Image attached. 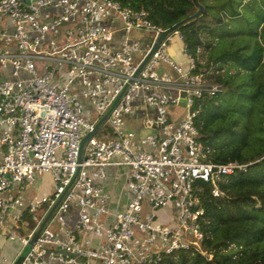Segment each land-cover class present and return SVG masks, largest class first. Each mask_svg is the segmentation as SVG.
Segmentation results:
<instances>
[{"label": "built area", "instance_id": "2783aa9c", "mask_svg": "<svg viewBox=\"0 0 264 264\" xmlns=\"http://www.w3.org/2000/svg\"><path fill=\"white\" fill-rule=\"evenodd\" d=\"M164 31L143 7L118 0H0V233L18 245L4 264L60 197L21 264H164L181 251L208 255L201 247L204 185L220 197L219 184L245 166L207 161L194 105L221 86L194 73L197 58L185 46V68L165 56L173 35L183 42L178 31L135 76ZM161 64L174 77L158 72ZM137 100L145 109H180L178 124L157 112L133 130L126 119ZM108 111L102 126L112 137H98L101 126L79 162L81 140ZM141 129L152 134L136 139ZM111 169L125 171L120 197L107 192ZM44 174L52 180L49 195H11ZM166 206L174 210L167 224L156 219ZM69 215L73 225L64 229ZM60 220L63 239L51 229Z\"/></svg>", "mask_w": 264, "mask_h": 264}, {"label": "trees", "instance_id": "16d2710c", "mask_svg": "<svg viewBox=\"0 0 264 264\" xmlns=\"http://www.w3.org/2000/svg\"><path fill=\"white\" fill-rule=\"evenodd\" d=\"M118 1L143 7L150 21L163 30L197 12L193 0ZM196 1L203 6L202 14L177 31L186 54L197 58L194 73L221 86L213 96L195 100L199 140L209 150L207 161L237 162L245 168L224 178L220 197H212L211 187L204 185L201 247L208 255L181 251L164 258V264H264V0ZM257 3L261 6L256 11ZM243 8L256 22V29L245 23L253 44L207 59L205 53L230 31V25L246 22ZM198 51L205 52L206 62L198 60ZM255 117L262 123L251 130Z\"/></svg>", "mask_w": 264, "mask_h": 264}, {"label": "rangeland", "instance_id": "374dc122", "mask_svg": "<svg viewBox=\"0 0 264 264\" xmlns=\"http://www.w3.org/2000/svg\"><path fill=\"white\" fill-rule=\"evenodd\" d=\"M211 0H206V3H209ZM212 2V1H211ZM259 6H261V3H257L256 4V11L257 9L259 8ZM240 12H242L245 16V21H242L238 24H234V25H230L228 28L230 29V31L221 39H218L217 41H214V45H213V48L206 54V58L208 59L210 56L212 55H215L216 53L220 52V51H228V50H236L237 48L243 46V45H249L251 46L254 42V39H253V36H250L249 33H248V30L246 29V25L245 23H247L248 25L249 24H253V28L256 29V22L255 20L253 19V16L250 15L249 13H247L248 11L247 10H244L243 9H240ZM254 12H255V9H254ZM3 25V23H2ZM203 51H198V54H199V58L198 60H200L202 63L206 62L205 60V57L202 55L204 54ZM165 56L172 62H175L177 64H184L186 63V56L183 52V42L178 40V37L177 36H172V41L170 42V44L168 45V49L166 51V54ZM162 66H164L165 68H168L166 67L164 64H161L160 68L157 70L159 72L163 71V69L161 68ZM226 66H224V69L222 71V73L225 72L226 70ZM236 71L235 68H233L231 70L232 73H234ZM166 73V72H164ZM134 109V107H133ZM175 112H179L182 114V111L180 109H176L174 108ZM139 111H142V109H140ZM259 117H255L252 122H251V130H253L256 126L260 125L262 123V121L260 119H258ZM126 122H129L133 128V130H135V127L138 125V123L136 124L133 120V117L130 116L126 119ZM215 126V125H213ZM255 131V130H254ZM112 133H113V129L108 125H104L102 126L101 130L99 131V133L97 134L98 137H101V138H111L112 137ZM134 134H135V138L136 139H146L148 136H150L152 134V131L151 130H147V129H141L139 131H134ZM255 135H257L258 133H256V131L254 132ZM46 175V176H45ZM44 178L39 177V175L36 176L35 178V183L31 186L29 185H25V190L24 192H22L21 194H17L16 190H12L10 193L12 196H19V195H27V194H34V197L35 199H38V197L40 195H49L50 194V191H49V187L50 185L52 184V180L50 178V176L48 174H44L43 176ZM49 180V181H48ZM112 190L113 194H115V196L117 197H120V186H118V189L114 188L112 189V187H110L108 189L107 192H110ZM174 213V210H170V206H166L165 209L163 210H160L158 213H157V216H156V219L160 222V223H171L173 222V219H170V214ZM62 220V219H61ZM60 221H58L56 224H53L51 226V229L54 231V232H58L57 230V227L60 225ZM64 220V219H63ZM62 220V221H63ZM66 224V221H64L62 223V227H64ZM5 247V250H2V252L0 251V257L2 258L5 253L6 254H9L8 253V247L10 248H16L18 247V245L16 243H7ZM0 264H3L1 261H0Z\"/></svg>", "mask_w": 264, "mask_h": 264}, {"label": "crops", "instance_id": "0c3cea01", "mask_svg": "<svg viewBox=\"0 0 264 264\" xmlns=\"http://www.w3.org/2000/svg\"><path fill=\"white\" fill-rule=\"evenodd\" d=\"M179 40V39H178ZM181 41V40H180ZM183 48H184V44H183ZM186 56V55H185ZM186 61H187V56H186ZM186 64V63H185ZM179 65H182L184 68L186 66H184V64L180 63ZM163 69L164 72H166L165 74L169 75L170 77H174V74L173 72H171L168 68H165L164 66L161 67ZM162 72V71H161ZM162 72V73H164ZM140 109H142V111H139ZM175 109L174 108H162V109H159V110H156V109H145L142 104L140 103L139 100H137L135 103H134V110L132 112V117H133V120L134 122H136L138 119L142 118L143 116H151L157 112H166L167 114H172L173 116V119L177 118V121L175 122L174 125H177L178 124V121H179V117H181V113H179L178 111L175 112L174 111ZM129 123V122H128ZM124 170H116V169H111L109 170V176H108V186H107V191L110 187H112V189L116 188L118 189V186H120V190L122 189L123 190V182H124ZM44 178L43 176L44 175H40L39 177ZM46 176V175H45ZM49 181V180H48ZM50 188H51V185L49 187V191H50ZM111 195H114L112 190L110 192ZM121 193V192H120ZM23 198L25 199H28V200H32V199H35L34 197V194H27L25 196L22 195ZM117 197V196H115ZM126 203V200H121L120 203H119V206H122ZM64 220L63 221H66V224L65 226L63 227L64 229L70 227L71 225H73V217H70L69 216H64L63 218ZM59 233V236L63 239L65 238V235L64 233L62 232H58ZM7 243H11L9 242L7 239H6V234L3 232V233H0V251L2 252V250H5V247L7 245ZM18 249V247L16 248H10L8 247V253L9 254H6L1 258L0 257V261L4 264L3 260L4 258H9L12 257L15 253H16V250Z\"/></svg>", "mask_w": 264, "mask_h": 264}, {"label": "water", "instance_id": "95a60500", "mask_svg": "<svg viewBox=\"0 0 264 264\" xmlns=\"http://www.w3.org/2000/svg\"><path fill=\"white\" fill-rule=\"evenodd\" d=\"M196 8H197V12L194 13L193 15L189 16L188 18L182 20L181 22L177 23L176 25H174L172 28L165 30L161 36L157 39V41L153 44V46L151 47V49L149 50V52L146 54V56L144 57V59L142 60V62L139 64L136 72H135V76L141 71V69L145 66V64L148 62V60L151 58V56L156 52V50L159 47V44L161 43L162 40H164L168 35L176 32L181 26H183L184 24H187L188 22L197 19L203 12V6H201L196 0H193ZM184 96L185 93L182 92L180 94V102H179V106L184 108L185 107V103H184ZM110 111H108L102 118L101 120L95 125L93 131L89 134H87L80 142V146H79V158L78 161H81V156H82V151H83V147L86 144V142L89 140V138H91L92 136H94L98 129L105 123L108 115H109ZM76 177V176H75ZM74 181V179L72 180V182ZM71 182V183H72ZM62 197H60V199H58L54 206L51 208L49 214L45 217V219L43 220L40 228L37 230V232L35 233V235L33 236V238L31 239V241H29V244L27 246H25L21 252L17 255V257L14 259L12 264H21L22 261L24 260L25 256L27 255V253L30 251L31 246L34 244V242L36 241L39 233L41 232V230L44 228L45 224L47 223V221L49 220V218L51 217V215L54 213L55 209L57 208L59 202L61 201ZM25 231V230H24Z\"/></svg>", "mask_w": 264, "mask_h": 264}]
</instances>
